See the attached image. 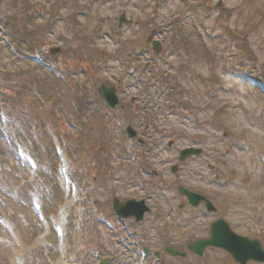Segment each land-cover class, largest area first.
<instances>
[{
    "label": "rangeland",
    "instance_id": "1",
    "mask_svg": "<svg viewBox=\"0 0 264 264\" xmlns=\"http://www.w3.org/2000/svg\"><path fill=\"white\" fill-rule=\"evenodd\" d=\"M122 16L127 23L119 29ZM35 44L67 72L69 92L44 72L28 80L34 63L11 49ZM56 48L61 52L50 55ZM258 76H264V0H0V111L8 116L6 122L0 118V264L65 262L66 256L47 250L53 231L45 244L38 242L47 229L34 206L53 213L62 198L68 206L76 198L60 171L61 139L39 131L43 121L64 140L74 133V146H89L81 168L71 161L96 205L95 213L90 205L87 214L76 216L86 226L77 239V264H145L138 256L142 245L157 251L182 247L185 239L169 229V206L183 203L179 185L210 196L229 215L237 213L225 218L240 233L244 220L256 227L250 216L257 214L264 246V94L248 83ZM19 78L29 82L23 94L12 84ZM101 84L120 86L116 109L96 96ZM129 126L143 146L128 140ZM190 147L204 154L180 164V152ZM51 172L59 189L45 177ZM115 198L151 206L144 222L132 226L136 240L109 214ZM232 205L258 206L249 212ZM98 212L109 215L100 221ZM54 229L66 240L59 225ZM29 245L37 251L24 259L21 249ZM150 257L146 264H173ZM196 264L232 263L212 251Z\"/></svg>",
    "mask_w": 264,
    "mask_h": 264
},
{
    "label": "flooded vegetation",
    "instance_id": "2",
    "mask_svg": "<svg viewBox=\"0 0 264 264\" xmlns=\"http://www.w3.org/2000/svg\"><path fill=\"white\" fill-rule=\"evenodd\" d=\"M201 194V193H199ZM208 200L212 202V199L210 196H206ZM182 198V205H178V212L179 216L176 219H173L171 221V218L169 217V229L172 232H175L180 235L182 239H185V243L182 244V247H172V246H165L163 248L162 253L160 254L159 258H166L168 261L173 262L175 264L178 262V264H196L203 262L205 259V256L207 252L212 251H219L224 253L228 258L229 262L232 264H238L235 263L230 255L221 250V249H215V248H208L205 249L203 255H199L196 251L192 249V246L195 245L197 242L202 240H208L212 236V226L214 223H216L219 220H224L229 225V227L238 235L248 238L249 240L253 241H259L263 246L262 242V236H263V229L260 227V221L261 218L254 214V216H250L252 220L257 222L256 227L250 228L248 219L244 220L245 227L244 232L240 233L236 229L232 227V222L227 220L225 218V215H229L228 212L225 210V207H220L219 205H188L187 199L183 196ZM171 206V205H170ZM234 207H245L250 212L251 209L253 211H256V207L258 205H232ZM213 207V209H212ZM237 213H234L233 211H230L231 217H236ZM188 236V238H186ZM174 248L178 250L179 256L173 257L169 253H167V249ZM155 255V253H154ZM245 264H264L259 263L256 261H248Z\"/></svg>",
    "mask_w": 264,
    "mask_h": 264
},
{
    "label": "water",
    "instance_id": "3",
    "mask_svg": "<svg viewBox=\"0 0 264 264\" xmlns=\"http://www.w3.org/2000/svg\"><path fill=\"white\" fill-rule=\"evenodd\" d=\"M221 6L222 5L220 3L217 6V8H220ZM125 23H127L125 16H122L120 19V27L123 26ZM154 48L159 49V44L155 43ZM99 91L101 96L107 101V103L112 108H115L116 105L119 103V100L116 96V89L114 87L108 88L106 86H102ZM129 136L130 137L134 136L130 129H129ZM200 154H201L200 150L189 149L181 153L180 160L183 162L185 161V159H187L190 156L193 155L198 156ZM179 191L182 195H185L188 198L191 205H200L201 200H204L202 197L190 193L187 190L179 189ZM115 204H116L115 205L116 211L122 217H129L130 214L134 215L136 214L137 211H139L140 212L139 219H142L145 212L148 211V209H146L141 212L139 209H137L134 206H130V208L121 207L119 206L117 201H115ZM128 205H139V204L132 202L129 203ZM207 247L223 248L231 253L233 259L236 262H240L243 264L249 259L264 262V251L261 249L259 242L257 241L250 242L244 238L236 236L229 230V227L223 221H220L214 225L213 236L210 240L198 242L196 245L192 246V249L198 252L200 255H203V251ZM171 252L174 256L178 254L174 250H171Z\"/></svg>",
    "mask_w": 264,
    "mask_h": 264
},
{
    "label": "trees",
    "instance_id": "4",
    "mask_svg": "<svg viewBox=\"0 0 264 264\" xmlns=\"http://www.w3.org/2000/svg\"><path fill=\"white\" fill-rule=\"evenodd\" d=\"M23 41H24V39H23ZM258 78H260L262 81H264V76H261V77L258 76Z\"/></svg>",
    "mask_w": 264,
    "mask_h": 264
}]
</instances>
